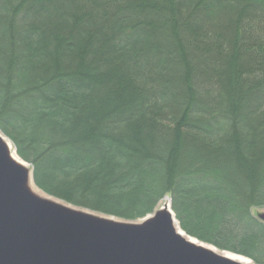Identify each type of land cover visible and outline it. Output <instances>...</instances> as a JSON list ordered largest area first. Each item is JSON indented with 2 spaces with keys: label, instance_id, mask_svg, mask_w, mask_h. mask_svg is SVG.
Instances as JSON below:
<instances>
[{
  "label": "trees",
  "instance_id": "trees-1",
  "mask_svg": "<svg viewBox=\"0 0 264 264\" xmlns=\"http://www.w3.org/2000/svg\"><path fill=\"white\" fill-rule=\"evenodd\" d=\"M0 130L46 194L128 221L170 196L264 264V0H0Z\"/></svg>",
  "mask_w": 264,
  "mask_h": 264
},
{
  "label": "water",
  "instance_id": "water-1",
  "mask_svg": "<svg viewBox=\"0 0 264 264\" xmlns=\"http://www.w3.org/2000/svg\"><path fill=\"white\" fill-rule=\"evenodd\" d=\"M31 184L33 170L0 132V264H241L185 239L169 203L125 221L41 197ZM256 218L264 224V211Z\"/></svg>",
  "mask_w": 264,
  "mask_h": 264
},
{
  "label": "bare ground",
  "instance_id": "bare-ground-1",
  "mask_svg": "<svg viewBox=\"0 0 264 264\" xmlns=\"http://www.w3.org/2000/svg\"><path fill=\"white\" fill-rule=\"evenodd\" d=\"M10 148H11V152L13 153V157L20 162V159L16 156L14 150H13V147L11 146V144H9ZM31 188H32V191L43 197L44 194L42 192H40L37 187L34 185V184H31ZM168 205V202H166L165 204L162 205L161 208L163 207H166ZM175 225V228L180 232V234L187 240L191 241L192 243H195L197 245H201L203 247H206L208 249H211L212 251L218 253V254H222V255H225L227 256L228 258L236 261V262H239L241 264H254L250 259L246 258V257H243V256H240V255H236V254H233V253H230V252H221L220 250H218L217 248L211 246V245H208V244H205V243H202L200 242L199 240L195 239V238H192L190 236H188L180 227L179 225L177 224V222L175 221L174 223ZM181 229V230H180Z\"/></svg>",
  "mask_w": 264,
  "mask_h": 264
},
{
  "label": "rangeland",
  "instance_id": "rangeland-1",
  "mask_svg": "<svg viewBox=\"0 0 264 264\" xmlns=\"http://www.w3.org/2000/svg\"><path fill=\"white\" fill-rule=\"evenodd\" d=\"M157 3V2H156ZM0 132L2 133V131L0 130ZM2 135L5 137V139L7 140V142H9V144H11V146L13 147V150H14V152H15V154H16V156L20 159V161H23V162H25L23 159H21L20 157H19V155H18V153H17V151H16V148H15V146H14V144L12 143V141L7 137V136H5L3 133H2ZM146 148H150V147H146ZM28 166H29V168L30 169H32L33 170V167H32V165L31 164H29V163H27V162H25ZM34 179V178H33ZM35 183V182H34ZM36 185V184H35ZM36 187H37V189L40 191V192H42L43 194H46L45 192H43L37 185H36ZM46 195H48V194H46ZM48 196H50V195H48ZM50 197H52V196H50ZM52 198H54V199H57V198H55V197H52ZM59 201H62L63 203H67V202H65V201H63V200H60V199H58ZM166 202H168L169 204H171V198H170V196H166L159 204H158V206H157V208L155 209V211L156 210H159L161 207H162V205L163 204H165ZM67 204H69V205H73V204H70V203H67ZM73 206H75V205H73ZM76 207H79V206H76ZM79 208H81V209H85V210H89V211H92V210H90V209H87V208H84V207H79ZM154 211V212H155ZM264 211V209H253L252 210V214L254 215V216H256L258 213H260V212H263ZM93 212H95V213H97V214H99V215H106V214H103V213H99V212H96V211H93ZM151 215V214H150ZM150 215H148V216H150ZM175 215V214H174ZM106 216H109V215H106ZM109 217H112V218H116V219H120V220H124V219H121V218H117V217H114V216H109ZM176 218V217H175ZM144 219V218H143ZM143 219H141V220H143ZM125 221H128V220H125ZM176 222H177V224L179 225V223H178V221L176 220ZM180 227V226H179ZM201 242V241H200ZM203 243V242H202ZM205 244H207V243H205ZM208 245H210V244H208ZM212 246V245H211ZM214 247V246H213ZM216 248V247H215ZM253 262V261H252ZM254 263V262H253ZM255 264V263H254Z\"/></svg>",
  "mask_w": 264,
  "mask_h": 264
}]
</instances>
